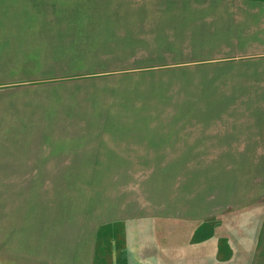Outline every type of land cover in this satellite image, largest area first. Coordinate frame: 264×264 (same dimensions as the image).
Segmentation results:
<instances>
[{"label":"crops","instance_id":"crops-1","mask_svg":"<svg viewBox=\"0 0 264 264\" xmlns=\"http://www.w3.org/2000/svg\"><path fill=\"white\" fill-rule=\"evenodd\" d=\"M128 1L0 0V185L26 178L14 169L175 168L169 154L264 152V0ZM116 6L123 23L111 36ZM131 9L142 38L128 37ZM143 47L175 62L144 56L143 64L95 68L96 49ZM125 215L96 226L80 255L53 260L264 264V213L243 262L232 243L226 257L216 241L196 246L202 225ZM156 217L194 223L206 215Z\"/></svg>","mask_w":264,"mask_h":264},{"label":"rangeland","instance_id":"rangeland-1","mask_svg":"<svg viewBox=\"0 0 264 264\" xmlns=\"http://www.w3.org/2000/svg\"><path fill=\"white\" fill-rule=\"evenodd\" d=\"M121 1L110 0L115 4ZM131 11H127L128 37L142 38L140 27L134 25L138 23L135 10ZM119 12L117 6L112 10L114 17ZM116 21L111 25V36L120 33L118 27L123 21L119 17ZM141 49L134 52L127 48L123 53L118 49H96L100 57H95V68L143 64L144 56H150L149 62L159 66L175 62L173 58L146 54V47ZM175 59L179 62L189 58ZM167 155L162 159L176 156L175 168H47L25 170L30 172L27 175L22 169H14L15 175L26 178L0 185V196L8 195L9 199L3 209L0 203V264H57L54 256H71L77 251L80 255V247L90 241L96 226L110 219L115 221L106 224L119 225L118 216L124 214L145 215L138 219L144 225L185 223L193 230L202 225L200 233H192L196 246L216 241L220 244L217 256L226 257L232 243L241 247V262L247 261L246 248L259 240L264 213V152ZM156 214L206 217L189 223L177 218L155 220Z\"/></svg>","mask_w":264,"mask_h":264}]
</instances>
